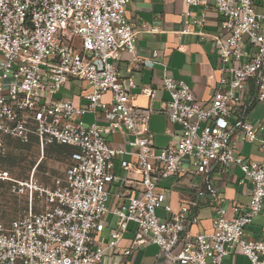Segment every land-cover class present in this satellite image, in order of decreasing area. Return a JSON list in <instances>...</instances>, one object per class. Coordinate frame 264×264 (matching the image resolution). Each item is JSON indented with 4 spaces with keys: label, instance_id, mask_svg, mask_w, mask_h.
I'll list each match as a JSON object with an SVG mask.
<instances>
[{
    "label": "built area",
    "instance_id": "obj_1",
    "mask_svg": "<svg viewBox=\"0 0 264 264\" xmlns=\"http://www.w3.org/2000/svg\"><path fill=\"white\" fill-rule=\"evenodd\" d=\"M129 3L0 0V187L27 196L21 216L7 225L0 221V264H99L104 248L95 238L107 214L112 248L134 226V247L156 245L174 264H223L234 247L250 264H264V241L245 236L264 207V139L243 120V94L251 81L256 101L264 104V0H184L187 8L212 6L220 14V33L211 36L220 78L206 108L163 65L162 85L170 99L162 112L181 128L178 141L165 148L154 146L146 128L150 110L131 102L133 82L124 84L116 66L122 53H135ZM158 57L153 51L142 64L152 66ZM70 81L87 86L84 106L53 98ZM86 115L92 122L83 120ZM116 134L129 137L128 151L108 145L107 137ZM235 137L240 144L259 141L261 159L238 155ZM32 138L40 150L72 148L63 177L53 179L51 187L33 176L15 180L1 167L8 140L29 144ZM117 163L126 176L115 174ZM232 167L251 183L249 202L234 206L232 219L217 209L208 233L191 235L195 213L187 205L174 212L156 191L171 177L207 176L212 170L225 175ZM119 182L137 194L120 192L126 201L110 210V189ZM160 208L166 219L156 214Z\"/></svg>",
    "mask_w": 264,
    "mask_h": 264
},
{
    "label": "crops",
    "instance_id": "obj_2",
    "mask_svg": "<svg viewBox=\"0 0 264 264\" xmlns=\"http://www.w3.org/2000/svg\"><path fill=\"white\" fill-rule=\"evenodd\" d=\"M126 16L137 32L133 41L135 53L121 54L116 62L118 74L124 84H127L129 79L133 82L134 87L129 89L131 102L135 106L150 110L146 128L153 136L154 146L165 148L178 141L181 128L177 124H170L162 112L165 103L170 99L162 85L163 65H166L170 77L187 84L197 101L202 106L209 107L220 78L218 52L211 41V36L220 33V14L212 6L187 8L184 0H130ZM153 51L159 54L157 62L152 66L143 65L142 61L150 57ZM87 90L86 85L70 81L57 93L65 96L56 100L71 99L76 105L84 106L82 96ZM57 94L53 96L54 99ZM104 99L108 100L109 96L106 95ZM243 104V120L252 124L259 140H263L264 104L256 101V87L253 81L248 83L243 94ZM90 117L92 122L93 117ZM236 121L237 118L233 117L230 123L234 125ZM126 139L129 137L120 134L107 137L108 145L128 151L129 148L124 143ZM10 141L12 140L7 142L8 149ZM235 141L238 155L249 161L258 162L261 159L259 141L240 144L238 137H235ZM31 142L36 143V140L32 138ZM125 160L135 163V158L129 156L125 157ZM115 174L121 178L126 176V172L121 170L118 163ZM127 176L133 178L132 174ZM251 188V183L243 180L240 170L232 167L225 175L212 170L207 176L171 177L161 182L156 191L164 195L165 203L170 205L174 212L182 205L190 207L195 213L197 224L189 226L188 231L191 235H196L211 231L212 221L219 208L224 210L227 218L232 219L234 206L245 207L248 204ZM123 191L132 196L137 194L135 189L123 187L121 182L112 184L110 210L126 201L119 197V193ZM157 211L160 218L168 217L162 208ZM111 221V215L107 214L104 218V230L95 238L96 243L104 248L99 264H174L160 256L156 245L134 247L133 242L137 235L134 226L129 228L116 247H109ZM245 236L251 241H264V207L253 223L245 229ZM126 250H130V253L125 256ZM223 264L250 262L234 247L223 260Z\"/></svg>",
    "mask_w": 264,
    "mask_h": 264
},
{
    "label": "rangeland",
    "instance_id": "obj_3",
    "mask_svg": "<svg viewBox=\"0 0 264 264\" xmlns=\"http://www.w3.org/2000/svg\"><path fill=\"white\" fill-rule=\"evenodd\" d=\"M61 96L65 95L57 94L55 99ZM84 121L90 123V115H86ZM9 145L1 167L8 170L15 180H27L33 176L39 185L51 187L53 179L63 177L69 163L70 148L52 146L40 150L35 142L22 144L15 140L10 141ZM26 209L25 194L11 193L7 185L0 187L1 223L7 225L11 220L21 216Z\"/></svg>",
    "mask_w": 264,
    "mask_h": 264
},
{
    "label": "trees",
    "instance_id": "obj_4",
    "mask_svg": "<svg viewBox=\"0 0 264 264\" xmlns=\"http://www.w3.org/2000/svg\"><path fill=\"white\" fill-rule=\"evenodd\" d=\"M52 146H57V147H59V148H61V147H66V148H70L71 149V152H72V148L71 147H68V146H64V145H51V146H49V147H52ZM71 154V153H70Z\"/></svg>",
    "mask_w": 264,
    "mask_h": 264
}]
</instances>
